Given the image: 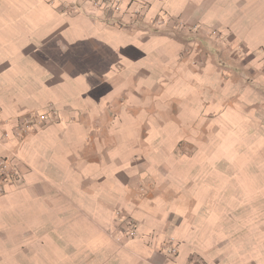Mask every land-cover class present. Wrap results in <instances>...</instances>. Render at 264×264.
I'll return each instance as SVG.
<instances>
[{
	"label": "crops",
	"instance_id": "crops-1",
	"mask_svg": "<svg viewBox=\"0 0 264 264\" xmlns=\"http://www.w3.org/2000/svg\"><path fill=\"white\" fill-rule=\"evenodd\" d=\"M77 1L0 0V158L23 175L0 198V264H264V75L224 80L170 37L219 31L260 70L264 0H121L123 27ZM233 119L239 140L209 137ZM169 237L176 258L155 250Z\"/></svg>",
	"mask_w": 264,
	"mask_h": 264
},
{
	"label": "rangeland",
	"instance_id": "rangeland-1",
	"mask_svg": "<svg viewBox=\"0 0 264 264\" xmlns=\"http://www.w3.org/2000/svg\"><path fill=\"white\" fill-rule=\"evenodd\" d=\"M70 5H71V9H73L72 11H70L71 13L75 12L74 7L76 5H79L80 10L82 11L84 10V8H82L84 5L81 6L78 3V1L76 3L72 2L70 3ZM89 7L91 8L90 5L86 6V8ZM178 25L179 24L173 26V30L175 27V30L178 31L177 34L174 35L171 34L170 37L177 40H183L182 43H184V45L186 46L185 55L187 58L190 59V61L193 63L195 67L200 66L201 61L207 59L206 57H208L209 59L212 58L215 64L218 66V71L220 72V75L224 80H231V81L238 80L242 82L244 86H254V87L258 86V84H255L256 83L254 80V78L256 77L255 74L259 72V73H263L264 75V68L260 70L257 69L249 70L248 68H246V66L244 65L245 52L242 49V47L238 45L232 46V44L229 42V39H227L226 37H222V34L219 33V31H212V33H208L206 35L205 31L199 30L196 27L185 26L183 24H180L181 26L178 27ZM159 28L160 31L162 28L165 27H159ZM162 33H164L165 35H170L168 31ZM236 100L237 99L231 101V108L233 110V113L236 111V107H237ZM233 120L236 121V126H234L231 131L223 132V130L219 129V127H216L214 132L210 134L209 137H211V139L213 140H239L240 134L237 131V129L239 127L240 121L237 119H233ZM262 126H264V123ZM203 139H207V138L203 136ZM263 139H264V128H263ZM181 145L182 146H180L178 149L175 150L176 156L177 157L190 156L192 152V148H190L191 145L190 142L186 140L181 142ZM171 183H172V185L170 186L171 190H169L167 187L166 191L167 194L170 196V200L172 201L176 196V191L174 189V180H172ZM141 188L142 190L144 189L143 186ZM145 190L147 189L145 188L144 191ZM152 190H151L152 192L159 191V193L161 192L163 195H165L164 188L162 191V189H160L159 187L157 189V186L155 185L153 186ZM133 203L137 205V202H133ZM171 240L175 242V240L172 237H169L164 242H162L163 244H159V246L157 245L155 247V250L160 253L165 252V249L167 248ZM190 261L197 262V264H205L202 258H198V259L193 258Z\"/></svg>",
	"mask_w": 264,
	"mask_h": 264
},
{
	"label": "built area",
	"instance_id": "built-area-1",
	"mask_svg": "<svg viewBox=\"0 0 264 264\" xmlns=\"http://www.w3.org/2000/svg\"><path fill=\"white\" fill-rule=\"evenodd\" d=\"M83 5H90L91 8L95 11L96 17L108 24H114L119 27H123V23L119 20L120 16L128 11L132 10V4L127 5L126 8L123 6L121 0H79ZM65 11H72L71 5L64 6ZM75 11L80 10V7L76 5ZM71 9V10H70ZM84 11V10H83ZM133 13L136 15L140 14V10L134 8ZM165 21L157 23L158 25H163ZM181 25L179 24L178 27ZM56 111L51 109L46 114L39 113H29L25 116H22L19 119L18 123V133L20 137H25L30 132L34 131L37 126L44 124L46 121L51 119L56 115ZM16 158V155H12L10 158H0V198L4 197L9 190L15 189L20 186L23 182V175L19 169L14 165L13 159ZM137 233L136 224L133 222L130 225V234L129 236H135ZM165 253L169 257L176 258L179 254V250L174 244V241L171 240ZM190 264H197V262H190Z\"/></svg>",
	"mask_w": 264,
	"mask_h": 264
}]
</instances>
